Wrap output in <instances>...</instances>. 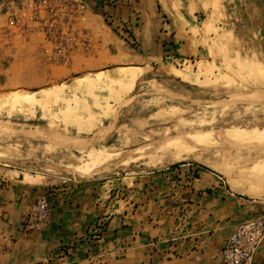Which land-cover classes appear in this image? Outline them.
<instances>
[{"label": "crops", "instance_id": "1", "mask_svg": "<svg viewBox=\"0 0 264 264\" xmlns=\"http://www.w3.org/2000/svg\"><path fill=\"white\" fill-rule=\"evenodd\" d=\"M66 1L89 46L57 63L46 7L63 15ZM47 2L34 14L32 0H0V95L39 96L54 82L123 68L134 76L113 86L117 96L154 71L202 86L226 52L264 66V0ZM43 194L50 215L29 228L26 215ZM260 207L189 166L79 178L0 163V264H222L226 238ZM254 263L264 264V239Z\"/></svg>", "mask_w": 264, "mask_h": 264}, {"label": "rangeland", "instance_id": "2", "mask_svg": "<svg viewBox=\"0 0 264 264\" xmlns=\"http://www.w3.org/2000/svg\"><path fill=\"white\" fill-rule=\"evenodd\" d=\"M124 75L134 76L118 69L54 82L39 96L0 95V163L79 178L189 166L215 175L247 201L264 203V135L253 136L264 131L263 65L226 52L202 86L154 71L128 80L132 87L117 96L114 82ZM97 152L107 156L99 171L68 169Z\"/></svg>", "mask_w": 264, "mask_h": 264}, {"label": "built area", "instance_id": "3", "mask_svg": "<svg viewBox=\"0 0 264 264\" xmlns=\"http://www.w3.org/2000/svg\"><path fill=\"white\" fill-rule=\"evenodd\" d=\"M16 1V0H15ZM47 5V0H32L34 14L38 5ZM66 11L61 15L56 7L47 6L49 17L46 20V36L54 45V61L63 63L79 45L89 46V38L85 33L78 35L72 27L73 11L76 9L73 2H63ZM51 206L45 194L37 197L26 215V226L35 228L44 222L50 215ZM264 239V203L254 215L246 218L235 226L226 238L222 247V264H255V254Z\"/></svg>", "mask_w": 264, "mask_h": 264}, {"label": "bare ground", "instance_id": "4", "mask_svg": "<svg viewBox=\"0 0 264 264\" xmlns=\"http://www.w3.org/2000/svg\"><path fill=\"white\" fill-rule=\"evenodd\" d=\"M124 69V68H123ZM171 70L175 73V74H177V75H180L181 77H183V78H189V74H187V73H184V72H182V71H179V70H177V69H174V68H171ZM131 71V70H130ZM121 73V72H120ZM123 74V73H122ZM131 75V74H130ZM128 78V76H120V78L119 79H117V80H115V84H118V86L119 85H122L123 84V82L126 80ZM115 79V78H114ZM115 86V85H114ZM43 92H45V91H43ZM47 94V93H46ZM23 99H24V97H23ZM22 99V100H23ZM27 99V98H26ZM28 100V99H27ZM26 100V101H27ZM34 100V99H33ZM25 101V100H24ZM3 122H5V121H3ZM1 123V122H0ZM20 125V124H19ZM23 125V124H22ZM7 128V127H6ZM17 128V127H16ZM14 129V128H13ZM19 129H21V127L19 128ZM18 129V130H19ZM42 129V128H41ZM40 129V130H41ZM14 130H17V129H14ZM17 130V131H18ZM44 130V129H43ZM255 131H256V129H254ZM9 131V130H8ZM21 131V130H20ZM190 131V130H189ZM193 131V130H192ZM191 131V132H192ZM237 131H239V130H237ZM6 132V131H5ZM12 132V131H11ZM26 132V131H25ZM240 132H242L241 130H240ZM239 132V133H240ZM244 132H247V131H243V133ZM254 132V131H253ZM252 132V133H253ZM18 133H20V132H18ZM32 133V132H31ZM230 134L232 133V136H233V134L235 133L234 131L233 132H229ZM251 133V132H250ZM250 133H248V134H250ZM13 134V133H12ZM26 134V133H25ZM24 134V135H25ZM29 134H30V132H29ZM34 134H35V132H34ZM222 134V133H221ZM229 134V135H230ZM237 134V133H236ZM31 135V134H30ZM32 135H33V133H32ZM252 134H250V136H251ZM261 135H264V131H256L255 133H254V135L253 136H255V137H257V136H261ZM35 136V135H34ZM41 136V135H40ZM173 136V135H172ZM235 136V135H234ZM233 136V137H234ZM237 136H238V134H237ZM244 136V135H243ZM243 136H242V138H243ZM32 137V136H31ZM177 137V136H176ZM176 137H174V138H176ZM187 137V136H186ZM220 137V136H219ZM231 137V135L229 136V138ZM249 137V136H248ZM251 139V138H250ZM256 139V138H255ZM173 140V139H172ZM177 140V139H176ZM196 140H198V139H196ZM239 140H240V138H239ZM169 141V140H168ZM234 141V140H233ZM247 141V140H246ZM250 141V140H249ZM252 141V140H251ZM250 141V142H251ZM257 141H259V140H257ZM166 142V141H165ZM229 142V141H228ZM248 142V141H247ZM252 142H254V141H252ZM260 142H262V140L260 141ZM198 143V142H197ZM211 143V142H210ZM232 143V142H231ZM253 144V143H252ZM262 144V143H261ZM255 145V144H254ZM253 145V146H254ZM73 146H75V144H73L72 145V147ZM241 146V145H240ZM203 147V146H202ZM260 147V146H259ZM264 147V146H263ZM225 148V147H224ZM178 149V148H177ZM264 149V148H263ZM175 152V151H174ZM99 153H101V152H99ZM89 154V153H88ZM92 153H90V156H89V159L85 162V163H83V164H79V165H76V166H68V169H70L71 171H73V172H75L76 174H82V173H87V172H93V173H95V172H97V171H99L103 166L105 167V161L107 160V156L106 155H100V154H98V152H97V154L98 155H91ZM113 154V153H112ZM179 154V153H178ZM181 154H179V156H180ZM187 155V154H186ZM175 156V155H174ZM173 156V157H174ZM86 157V156H85ZM181 158V157H180ZM184 158V157H183ZM5 160V159H4ZM119 160V159H118ZM109 161H112V160H109ZM125 161V160H124ZM116 162V161H115ZM114 162V163H115ZM151 163V162H150ZM48 164V163H47ZM125 166V165H124ZM44 167V166H43ZM111 167H113V166H111ZM122 167V166H121ZM52 168V167H51ZM50 169V168H49ZM67 170V169H66ZM106 172V171H105ZM254 177H255V175H253ZM256 179V178H255Z\"/></svg>", "mask_w": 264, "mask_h": 264}]
</instances>
